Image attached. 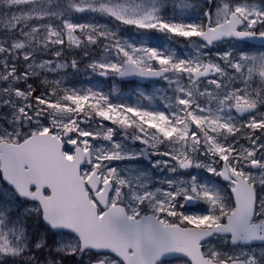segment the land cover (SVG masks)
Here are the masks:
<instances>
[{
  "label": "snow or ice",
  "instance_id": "snow-or-ice-1",
  "mask_svg": "<svg viewBox=\"0 0 264 264\" xmlns=\"http://www.w3.org/2000/svg\"><path fill=\"white\" fill-rule=\"evenodd\" d=\"M235 41L264 0H0V264H264V54ZM77 56L165 110L68 85Z\"/></svg>",
  "mask_w": 264,
  "mask_h": 264
},
{
  "label": "rangeland",
  "instance_id": "rangeland-1",
  "mask_svg": "<svg viewBox=\"0 0 264 264\" xmlns=\"http://www.w3.org/2000/svg\"><path fill=\"white\" fill-rule=\"evenodd\" d=\"M149 36H150V39L148 43L152 46H156V47H169L170 46L173 49H175L177 52H183L186 50L185 45L183 44H170V42L167 41L166 38L161 33H155V32L149 33ZM231 43L236 44V49H235L236 51L243 50L247 52L249 55H256V56L264 54L263 50L253 49V48L246 46L245 44H240L236 42H231ZM221 47L227 49L229 45L223 44L221 45ZM79 60L81 62V71L79 73H74L73 70H71V74L73 76L71 77L70 86L85 87V88L92 87L94 89H102V86L98 85V82H100V80L105 77L87 74L85 71L86 59L81 57ZM109 78H111L112 80V89L110 88L111 90L110 92L114 91V96H113L114 99L116 98V96H119L121 99H124L125 102L127 103L140 102L142 104L147 105L148 100L144 99V97L155 96L153 103L158 105L162 110H165L164 105L161 100V94L163 93L164 89L167 88V84L165 81L161 80L156 85L151 84L150 86L144 89L135 88L133 91L126 90L125 92H119L116 88V85L114 84L115 78H112V77H109ZM191 171L193 173H198V179L205 180V181L207 180L216 181L219 183L221 187H224L227 185L226 183L221 182L218 179V177L211 176V174L207 173L203 169L201 170L192 169Z\"/></svg>",
  "mask_w": 264,
  "mask_h": 264
},
{
  "label": "flooded vegetation",
  "instance_id": "flooded-vegetation-1",
  "mask_svg": "<svg viewBox=\"0 0 264 264\" xmlns=\"http://www.w3.org/2000/svg\"><path fill=\"white\" fill-rule=\"evenodd\" d=\"M236 43H238V42H236ZM240 44H245V43H240ZM246 46H248V47H250V48H253V49H257V50H263L264 51V48H261V47H252V46H249V45H247V44H245ZM44 59H52V60H56L57 58L56 57H54V56H51V55H48V56H45V57H43ZM72 57L71 56H67V59L68 60H70ZM81 57L80 56H77V59L79 60ZM71 70L72 69H68L67 70V84L68 85H70V81H71V77L73 76L72 74H71ZM61 74H63V72L61 73ZM102 79H104V80H108L109 78H107V79H105V78H102ZM111 79V78H110ZM159 81H161V80H158V81H155V82H147V83H145V84H139V83H137V82H135V81H133V80H131V81H124V82H121V81H118L117 80V78H115V80H114V84L116 85V88H117V90L119 91V92H125L126 90V88H129V87H131V89H135V88H140V89H144V88H146V87H148V86H150L151 84H157ZM106 82V81H105ZM107 83V88H111L112 89V80L111 81H107L106 82ZM161 83V82H160ZM223 183H226L227 184V182H223ZM193 207H195V206H193ZM204 206L203 205H201L200 206V208H203Z\"/></svg>",
  "mask_w": 264,
  "mask_h": 264
},
{
  "label": "water",
  "instance_id": "water-1",
  "mask_svg": "<svg viewBox=\"0 0 264 264\" xmlns=\"http://www.w3.org/2000/svg\"><path fill=\"white\" fill-rule=\"evenodd\" d=\"M235 42H240V41H235ZM242 43H246L248 45H251L253 47H264V45H261L259 42H252V41H249V42H242ZM117 80L118 81H121V82H124V81H135L139 84H145L147 82H155V81H158V79H155V78H140V77H125V78H119L117 77ZM221 181H223L221 178H219ZM223 182H226V181H223Z\"/></svg>",
  "mask_w": 264,
  "mask_h": 264
},
{
  "label": "trees",
  "instance_id": "trees-1",
  "mask_svg": "<svg viewBox=\"0 0 264 264\" xmlns=\"http://www.w3.org/2000/svg\"><path fill=\"white\" fill-rule=\"evenodd\" d=\"M109 80H111V79H108V81ZM105 81H107V80L101 79L100 82H98V85H101L102 86V90L107 93V92H110L111 90H110V88L109 89L107 88L108 85H107V83ZM125 90L133 91L134 89H131V87H129V88H126Z\"/></svg>",
  "mask_w": 264,
  "mask_h": 264
}]
</instances>
